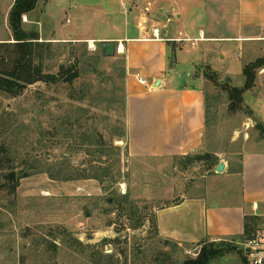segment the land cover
<instances>
[{"label": "rangeland", "instance_id": "374dc122", "mask_svg": "<svg viewBox=\"0 0 264 264\" xmlns=\"http://www.w3.org/2000/svg\"><path fill=\"white\" fill-rule=\"evenodd\" d=\"M71 1L39 0L31 13L35 22L25 26L26 30L54 39L117 37L126 29L132 34L136 17L144 10L129 0ZM14 2L0 0V43L12 36L8 19ZM173 2L188 10L186 19L174 16L169 0H160L153 11L163 23L171 19L172 32L181 31L194 40L200 36L199 27L207 29L206 43L196 42L195 47L187 43L182 63L176 64L174 48L170 49V67L176 64L178 71L174 85L199 84L188 77L192 73L204 79L207 120L202 147L186 158L152 159L149 162L155 169L130 160L127 136H118L127 133L124 57H104L100 41L96 51L89 43H53L54 55L46 62L45 73L59 76L61 66L76 65L78 79L54 85L38 81L17 98L0 93V150H5L0 165V264H170L167 254L172 264H181L197 258L193 254H199L204 243L242 248V220L225 206L240 200V180L214 174V161L195 158L209 153L217 155L219 163L240 166L245 149H264V145L255 144L262 133L253 124L248 107L256 102L251 91L241 103L232 97L234 88L244 86L245 64L264 54V20L261 25L243 27V35L256 39L241 44L213 42L209 39L214 35L236 34L238 1ZM206 5L220 16L219 21H212L216 27H209ZM261 6L264 9V1ZM224 17L227 21L221 20ZM225 23H231L233 30ZM195 61L204 62L196 68ZM89 135L99 144L90 146ZM256 167V163L251 164L249 171L255 173ZM11 172L30 176L21 179L14 191L15 182L6 177ZM84 172L97 174L99 179L61 181L49 175L77 177ZM253 186L256 193L264 192L263 181ZM181 197H206L208 231L215 229L218 235L230 238L182 246L162 238L156 231L158 212ZM126 200L130 205L123 203L120 208L119 203ZM213 206L218 208L211 211ZM132 209L136 215L130 214ZM212 212L216 214L213 225ZM161 218L166 225L180 227L182 236L201 235L194 230L197 225L202 228L204 217L192 204L165 211ZM138 220L142 225L132 229ZM70 237L84 248H69ZM105 240L109 243L104 244ZM212 264H241V259L237 252H231Z\"/></svg>", "mask_w": 264, "mask_h": 264}, {"label": "crops", "instance_id": "0c3cea01", "mask_svg": "<svg viewBox=\"0 0 264 264\" xmlns=\"http://www.w3.org/2000/svg\"><path fill=\"white\" fill-rule=\"evenodd\" d=\"M159 1L129 0L133 5L141 4L144 8V10L139 12V16L136 17L137 22L133 25L134 31L132 34L126 29L123 35L117 37L106 36L99 39L81 38L68 40L54 39L52 37L44 38L41 32H37L41 42H79L97 45L96 42L100 41L101 46L105 42L117 44L116 55L125 59L128 156L134 162L145 163L146 167H149L148 164L151 165L149 161L152 159L163 161L186 158L193 155L202 147L206 133L207 115L204 79L195 77V74L192 73L188 77L199 80V84L188 85L182 83L174 85L173 80L174 73L178 72L175 70L176 64H180L185 60L182 56L188 47L187 43H191L192 47L196 46V42L206 43L205 34L207 29L204 31L202 27H199L200 36L199 38H194V44L191 42L192 38L189 36L185 37V34L181 31L175 30L172 32L169 26L171 19L163 23L158 13L153 12L157 10ZM170 1L174 16L178 20L186 19L188 10L184 9V5L177 4L173 0ZM237 1L240 10L238 27L236 30H233L231 23L228 25L225 23L230 30L236 31V34L214 35L209 40L213 42L229 40L241 44L250 38L256 39V37L243 35L242 31L243 27L248 25H261V22L264 20V9L261 3L264 0ZM59 6L62 8L63 4ZM78 7H80L79 4L73 9L75 10ZM109 11H112L110 6ZM31 13L23 18V26L26 32L32 31L26 30L25 26L35 22L31 17ZM151 13L153 15L149 16ZM206 13L211 20L209 27L213 28L216 23L213 25L212 21H219L220 16L216 15L215 11L210 10L208 5H206ZM221 20L227 21V18L224 17ZM127 27L128 24H126ZM12 38L11 36L10 39L1 42L10 41ZM171 47L174 48L176 57L174 67H170L172 61L170 56ZM262 57H264V54L255 60ZM252 62L246 63L245 66ZM202 63L197 64L195 61L193 66L197 68ZM140 77L147 80L146 85L140 83ZM157 82H160L159 86H157ZM250 91L256 102L248 107L253 115L252 118H254L253 124L262 133L255 140V144L260 146L264 145V69L258 73L255 87ZM223 163L225 164V169L221 174L231 179L237 178L241 182L240 200L225 206L229 207L226 211L233 210L237 213V216H240L242 220L240 232L243 234L246 216L254 215L261 218L264 215V192L256 193V188L253 186L257 184L258 180L264 182V149H245L240 162L242 171L240 170V166H235L230 162ZM253 163L257 164L255 173L249 171V167ZM150 167L155 169L153 165ZM216 173L215 169L214 174ZM249 178L250 180L246 182ZM252 180L255 183H252ZM205 200L206 197H181V200L176 205L159 211L157 220L159 235L162 238L176 242L180 246L185 243L194 244L201 241H219L230 238L218 235L215 229L212 232L208 231L209 211ZM189 204L197 208L198 214H203V217H206V219L203 218L202 228L199 225L195 226L196 230H194V233L201 232V235L199 234L191 238H187V235L182 236L183 233L180 227L166 225L161 218L162 213L165 211H177ZM215 208L218 207L213 206L211 211ZM212 215L214 218L210 220L213 225L216 214L213 213ZM197 220L199 221V218H196ZM235 234V236H238L239 233Z\"/></svg>", "mask_w": 264, "mask_h": 264}, {"label": "trees", "instance_id": "16d2710c", "mask_svg": "<svg viewBox=\"0 0 264 264\" xmlns=\"http://www.w3.org/2000/svg\"><path fill=\"white\" fill-rule=\"evenodd\" d=\"M39 0H15L14 5L9 13V27L12 32V39L10 41L0 43V93L7 95L11 98H17L21 96L26 88L35 83V78H41V81L54 85L59 83L60 80L64 83L72 84L79 77V71L76 65L66 68L65 66L60 67L59 76L53 75L50 72L45 73L46 62L51 60L54 55V46L51 42H41L39 34L36 32H26L24 30V16L34 11L38 5ZM78 59L76 63H79ZM264 69V57L255 60L254 62L246 65L243 70V76L245 79L244 86L242 88H234L232 90V97L234 100L241 103L244 98V94L247 91L252 90L255 87L256 78L258 73ZM259 126V125H258ZM127 136L126 134L118 135L119 137ZM87 139L90 141V146L99 144L94 141V137L89 135ZM5 152L4 148L0 150V165L2 164L1 155ZM196 161H214L212 164L213 168L219 165V160L212 154H205L203 156H197ZM242 171V165L240 166ZM49 173V172H47ZM106 171H104L105 177ZM51 179H59L61 181L79 180V179H99L97 174H90L84 172L83 174L75 177L72 174L59 173L58 175L50 173ZM30 175L25 173L18 175L15 172L8 174L7 180L15 182L12 186V190H16L18 183L21 179L27 178ZM127 199V197H123ZM123 203L129 204L128 200L119 203L120 208H123ZM177 202L170 203L164 208L176 205ZM130 214L136 215V212L129 211ZM261 223L259 216H246L244 224V233L240 237L244 242L252 237L256 229ZM142 221L138 220L132 229L136 230L140 228ZM158 232V229L156 230ZM113 241L112 243H114ZM243 242V243H244ZM68 247L72 249L84 248L83 244L78 242L75 238L70 237L67 240ZM109 243L105 240L104 244ZM178 246V244H176ZM231 252H237L241 264H246L245 253L243 248L239 249L237 246H230L224 244L204 243L201 247V251L197 258L185 259L181 264H212L213 262L223 258L226 254ZM162 255V254H161ZM112 259L111 257H109ZM169 261L172 264V258L167 254L166 262Z\"/></svg>", "mask_w": 264, "mask_h": 264}, {"label": "built area", "instance_id": "2783aa9c", "mask_svg": "<svg viewBox=\"0 0 264 264\" xmlns=\"http://www.w3.org/2000/svg\"><path fill=\"white\" fill-rule=\"evenodd\" d=\"M194 44L195 41L191 40ZM91 50L96 51L97 47L94 43L90 44ZM141 84L146 85L147 80L140 77ZM242 248L245 253L246 264H264V215L261 216V223L252 235L250 239L242 243ZM187 254L191 255L190 251ZM198 254H193V257H197Z\"/></svg>", "mask_w": 264, "mask_h": 264}, {"label": "water", "instance_id": "95a60500", "mask_svg": "<svg viewBox=\"0 0 264 264\" xmlns=\"http://www.w3.org/2000/svg\"><path fill=\"white\" fill-rule=\"evenodd\" d=\"M102 55L104 57L110 58L114 57L117 54V44L114 42H105L101 46ZM41 81V78H35V82ZM160 82H157V86H159ZM225 164L223 162L219 163L216 167V172L221 174L224 172Z\"/></svg>", "mask_w": 264, "mask_h": 264}]
</instances>
